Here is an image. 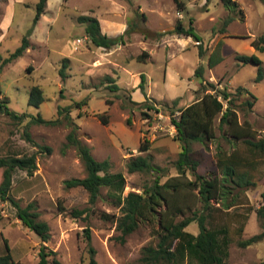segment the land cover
<instances>
[{
	"label": "rangeland",
	"instance_id": "obj_1",
	"mask_svg": "<svg viewBox=\"0 0 264 264\" xmlns=\"http://www.w3.org/2000/svg\"><path fill=\"white\" fill-rule=\"evenodd\" d=\"M234 1L237 8L231 12L221 0H181L184 10L174 0H48L45 14L29 37L31 47L3 65L0 102L6 101L11 110L27 116L13 120L0 114V158L35 154L37 162L32 175L15 171L10 196L23 208L35 203L40 220L50 226L52 237L44 244L57 253L62 264H90L91 247L98 264H143V249L157 245L159 219L140 222L122 240L118 221L125 197L130 192L142 193L156 178L153 174L129 173L127 163L132 157L151 155L153 163L166 170L161 183L179 175L175 164L182 145L173 119L180 109L203 96L200 79L195 76L199 65L205 67L206 80L219 92L226 89L232 93L240 123L250 124L256 140L264 136V80L256 81L259 66L243 64L237 57L256 55L264 69V52L251 46L264 33V0ZM38 2L0 0V64L21 46L33 26ZM85 16L96 18L106 36L131 32L125 35L123 45L97 47L86 33V24L79 20ZM229 17L233 21L226 24ZM178 21L185 27L192 23L201 38L203 57L195 38L172 33ZM66 58L69 66L63 80L60 70ZM142 74L146 76L149 103L156 110L144 105L147 99L139 88ZM115 85L118 90L109 88ZM34 86L44 90L45 101L39 108L29 105ZM177 98L180 101L174 107L172 102ZM80 101L86 105L71 110L77 136L90 147L95 159L110 161L111 172L122 173L126 180L122 194L105 187L93 205L84 188L66 186V181L83 179L87 173L76 148L67 145L74 124H69L65 112L60 114L59 110ZM224 104L226 108L228 103ZM37 115L63 121L56 126L29 123L31 116ZM103 116L108 117L106 125L100 119ZM214 126L216 138L207 148L192 144L193 157L200 163L198 172L206 177L220 175L217 154L236 153L247 160L239 169L255 185L234 190L226 200L239 197L229 209L213 201L208 226L228 227L231 245L227 264H262L264 241L248 247L240 246V242L262 232L257 211L264 192V158L253 155L242 140L221 131L219 119ZM27 130L38 147L26 140ZM142 142L150 143L148 151H140ZM44 147L51 151L42 150ZM3 171L0 168V184ZM186 176L195 179L191 171ZM73 210L86 211L81 217H73ZM188 216H179L176 221ZM87 229L92 235L91 246ZM186 230L198 235V222H192ZM6 240L19 264L40 263L42 241L18 218L13 203L0 199V255Z\"/></svg>",
	"mask_w": 264,
	"mask_h": 264
},
{
	"label": "trees",
	"instance_id": "obj_2",
	"mask_svg": "<svg viewBox=\"0 0 264 264\" xmlns=\"http://www.w3.org/2000/svg\"><path fill=\"white\" fill-rule=\"evenodd\" d=\"M178 8L184 10L181 0H174ZM225 7L234 12L237 8V2L234 0H221ZM48 0H39L36 5V16L33 20L32 28L23 37L22 44L9 58L0 64V72L3 65L12 62L18 57L23 56L31 47L29 37L33 34L36 26L45 14ZM80 22L86 24V33L92 43L97 47L112 49L123 45L126 42L125 35L131 31L127 30L125 34L117 37H109L101 32L100 23L93 17H81ZM233 21L232 17L226 20V24ZM174 34L184 35L195 38L199 42L200 56L205 55L201 46V38L195 33L192 23L185 27L181 21H178L172 31ZM251 46L259 52H264V33L253 40ZM146 55V54H145ZM238 59L243 64L254 63L259 66L257 82L264 80L263 61L256 55H239ZM143 59V56L138 58ZM218 63V62H217ZM211 64V62H210ZM215 66V64H213ZM69 66V60H63L60 75L65 80L67 78L66 69ZM195 76L200 79L201 92L203 96L198 98L189 106L179 110L178 117L173 119V124L177 130V139L181 142L182 151L175 166L179 172L176 177H171L164 183L161 178L166 175L164 168L153 163L152 156L132 157L127 163L129 173L141 172L153 174L156 178L152 185L146 187L142 193L130 192L124 199V205L121 208L123 215L118 221V227L122 231V240L133 233L145 220L159 219L160 229L158 231V243L156 246L149 245L143 249L141 261L143 264H227L230 256L231 239L228 227L211 228L208 226V215L213 209V201H217L224 209L235 206V201L228 202L226 199L237 188L249 187L255 185L249 175L241 172L239 167L248 163L247 160L240 158L236 153L226 154L219 152L217 154V167L221 174H214L210 177L201 175L198 172L199 161L193 157L192 144L200 143L208 147L209 142L216 138L214 124L219 119V129L227 135L242 140L253 155H261L264 158V136L256 140V131L250 127L248 122L240 123L237 111L233 107L232 93L226 89L219 90L215 84L207 81L205 78V67L199 65L195 71ZM111 79V78H108ZM115 81L111 79V83ZM110 89L118 90V86H109ZM141 92L146 97L144 105L148 110H156L151 106L146 93V76L141 75L139 84ZM211 90V91H210ZM222 98V100H221ZM45 101L44 90L39 86H34L30 90L29 105L39 108ZM180 98L173 100L172 105L177 107ZM224 101L228 103L225 108ZM134 104H138L132 101ZM249 107H253L252 102H247ZM86 105L85 101L75 102L74 106L60 108L59 113L65 112L64 118L73 125L71 132L67 136V145L76 148L86 169V177L83 179H72L66 181L68 188L82 187L90 197V203L93 205L101 196L103 188L112 192L122 194L126 188V180L122 173H112V164L108 160L98 161L92 155L90 147L77 136V125L71 117L73 108L82 109ZM0 114H5L13 120H22L27 115H19L7 106V102H0ZM173 114V113H172ZM63 118V119H64ZM103 124H108V117L100 118ZM62 119L56 120L44 119L41 115L31 116V124H42L46 126H56L62 123ZM130 123V122H129ZM25 137L28 142L38 147V144L32 139L30 133L25 131ZM149 142H142L140 151H148ZM42 150L51 151L48 147ZM0 168H3V180L0 184V199L2 201H11L17 208V216L23 224L42 241L39 250V264H62L57 258V253L50 250L47 243L51 240L50 226L45 221L40 220V213L37 211L35 203H30L25 208L13 200L10 192L13 184L15 171H26L29 175L37 169L36 155L8 156L0 158ZM187 171H191L195 179L187 178ZM197 193V194H195ZM262 206L257 211L258 219L261 223L262 232L248 240L241 241L240 246L248 247L259 241H264V192L261 195ZM121 203V202H120ZM203 206L198 208L197 205ZM220 206V208H222ZM60 210L64 209L62 206ZM86 210H73V217H81ZM188 216L181 222H177L179 216ZM194 221L198 222L199 234L195 235L186 230ZM86 238L91 246L92 235L89 229L86 230ZM5 251L0 255V264H19L13 258L8 241H5ZM90 264H98L95 259V250L91 247ZM52 257V261L50 258ZM264 264V261L263 263Z\"/></svg>",
	"mask_w": 264,
	"mask_h": 264
},
{
	"label": "built area",
	"instance_id": "obj_3",
	"mask_svg": "<svg viewBox=\"0 0 264 264\" xmlns=\"http://www.w3.org/2000/svg\"><path fill=\"white\" fill-rule=\"evenodd\" d=\"M78 42L80 43L81 41L79 40Z\"/></svg>",
	"mask_w": 264,
	"mask_h": 264
}]
</instances>
